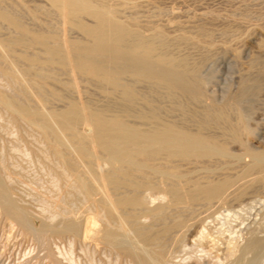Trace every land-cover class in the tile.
<instances>
[{"label": "bare ground", "instance_id": "1", "mask_svg": "<svg viewBox=\"0 0 264 264\" xmlns=\"http://www.w3.org/2000/svg\"><path fill=\"white\" fill-rule=\"evenodd\" d=\"M39 1L60 24L30 28L0 3V23L13 32L0 38V113L35 133L56 195L30 211L15 196L1 150L2 221L82 239L129 264H264L261 228L247 222L253 210L264 215V200L250 198L264 193V146L251 145L258 133L243 106L261 88L264 63L220 105L206 91L213 53L181 52L200 45L197 38L208 42V30L145 33L125 4Z\"/></svg>", "mask_w": 264, "mask_h": 264}, {"label": "rangeland", "instance_id": "2", "mask_svg": "<svg viewBox=\"0 0 264 264\" xmlns=\"http://www.w3.org/2000/svg\"><path fill=\"white\" fill-rule=\"evenodd\" d=\"M25 1L0 0V3L5 6H7L6 3L8 5L10 4L9 6H12L18 11L20 16L22 15L24 17H21L23 23L27 26L29 25L28 27L30 28H46L52 24H60L44 12V8H47V5L44 2L39 0L36 2H34L35 0ZM110 3L118 7H122L124 4L128 5L129 7L124 8L123 12L126 15H132L137 18L139 27L143 31L146 29L144 31L145 33H149L153 29H160L165 34L174 37V35L177 36L182 33L194 36L196 35L195 31H197V29L200 30L203 28L211 32V39L205 43L207 45L204 44V39L200 37L195 39L199 40L198 44L200 45H182L181 52H187L188 54L193 55L192 57H199V55L207 53V51L210 54L213 53L212 59L204 68V75L210 78L208 82L209 85H206V91L208 95L213 96L216 103L219 104L220 102V105L237 95L240 91L242 80L245 78H251V76L254 78L253 75L257 77L262 71L261 67L256 64L261 62L264 63V0H110ZM38 5H42L43 9L37 11L36 6ZM30 16H32V18H30ZM61 25L62 32L64 28L65 33L68 35L65 29V24L62 22ZM5 26H7L6 23H0V38H2V35L3 38H5L13 33L10 28ZM186 26L188 28H186ZM222 29L229 31V35L227 36L225 34L224 37L223 34H221L223 31ZM69 34L77 37L76 33ZM228 40L229 42H227ZM247 75H250V77ZM3 84L4 81H2L1 85ZM224 91L225 93H223ZM262 92H264V81L262 82L257 95L253 96L243 105L245 114L249 118L250 126L254 129L256 134L258 133L256 137H250L249 141L250 143L252 142V146L258 149H261L264 146V93ZM94 96L98 98L96 94ZM0 119V151L2 150L1 154L4 156L3 158H5L4 160L9 169L8 174L12 177L14 182L13 187L16 193L15 196L21 201L23 200V204L30 208V211L33 213H39L42 206L40 204L42 202L40 201L48 200L56 195L55 183L51 180L52 176L49 173L50 165L42 153L38 151V149H40L38 147V139L33 131L26 126H19L18 124L13 123L10 118L3 113H0ZM258 138H260V140ZM25 153L29 157H27ZM18 168L22 170H19ZM38 169H41V171ZM16 175H18L17 178L20 179L17 180ZM37 179H40L39 181H41V185ZM28 185H30V187ZM33 186H36L35 189L39 193L33 192ZM43 189L47 191H42ZM41 194L44 197H42ZM263 197L264 193L261 191L250 194V198L255 200H264ZM33 198L37 199V201L34 200L35 202H32L33 200L30 199ZM78 201L79 200L73 201L74 206L72 207L79 217H84L86 215V206L83 202ZM82 207H84V209ZM262 214L263 212H261L260 215H256V212L253 210L250 215L251 218L248 216L250 219H248L249 221L247 222L255 221L256 225L253 226L261 228L262 232L260 235L264 237V215ZM57 222L58 219L53 221V223ZM8 224L9 222L4 223L0 217V264H129L128 261L121 260L115 254L104 251L100 247L96 248L93 245L90 246L88 242L85 243L84 241L82 243V239L80 241L74 239L72 236H57L50 233L36 235L24 232L16 225L9 224L8 226ZM39 238L43 240L41 241ZM66 243H68V245ZM69 249L72 252H70ZM68 252L70 254H68ZM91 253L94 255H91ZM92 256L93 262L90 260ZM107 256L110 258L107 259Z\"/></svg>", "mask_w": 264, "mask_h": 264}]
</instances>
